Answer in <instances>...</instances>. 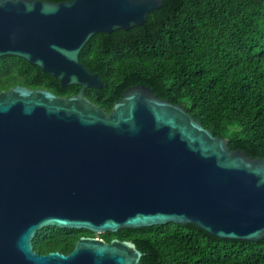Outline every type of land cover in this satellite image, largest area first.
I'll use <instances>...</instances> for the list:
<instances>
[{
  "label": "water",
  "instance_id": "water-1",
  "mask_svg": "<svg viewBox=\"0 0 264 264\" xmlns=\"http://www.w3.org/2000/svg\"><path fill=\"white\" fill-rule=\"evenodd\" d=\"M164 0H0V57L39 66L71 96L15 85L0 92V264H139L132 240L82 236L41 254L49 226L96 234L169 222L221 239L264 238V157L233 150L147 85L108 112L80 53L97 33L143 25Z\"/></svg>",
  "mask_w": 264,
  "mask_h": 264
},
{
  "label": "trees",
  "instance_id": "trees-1",
  "mask_svg": "<svg viewBox=\"0 0 264 264\" xmlns=\"http://www.w3.org/2000/svg\"><path fill=\"white\" fill-rule=\"evenodd\" d=\"M80 60L100 74L103 88H88L86 95L106 111L126 89L147 85L229 138L233 150L264 157V0H164L143 25L95 34ZM15 85L61 96L81 89L63 87L24 58L0 57V92ZM82 236L97 234L49 226L33 243L41 254H69ZM99 237L134 241L144 252L139 264H264V238L221 239L194 224L123 228Z\"/></svg>",
  "mask_w": 264,
  "mask_h": 264
},
{
  "label": "rangeland",
  "instance_id": "rangeland-1",
  "mask_svg": "<svg viewBox=\"0 0 264 264\" xmlns=\"http://www.w3.org/2000/svg\"><path fill=\"white\" fill-rule=\"evenodd\" d=\"M96 237H99V234H97V236Z\"/></svg>",
  "mask_w": 264,
  "mask_h": 264
}]
</instances>
